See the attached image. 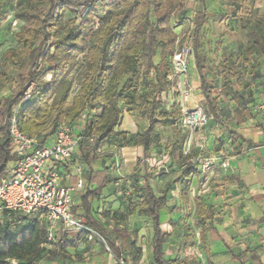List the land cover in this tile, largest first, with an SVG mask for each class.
Segmentation results:
<instances>
[{
    "label": "trees",
    "instance_id": "1",
    "mask_svg": "<svg viewBox=\"0 0 264 264\" xmlns=\"http://www.w3.org/2000/svg\"><path fill=\"white\" fill-rule=\"evenodd\" d=\"M213 1L200 0L201 8L190 17L183 6L173 10L174 0H23L15 12L24 21L16 33L18 46L9 50L0 64V83L12 87L0 97V177L14 160L10 136L13 115L24 133L44 142L54 136L61 123H72L85 113L76 158L86 182L79 210L89 230L73 239L61 233L48 242L47 223L40 212L26 218L5 210L0 214V264H13V260L17 264L71 261L69 249L77 251L82 243L91 241L111 253L116 264H141L144 249L138 242V230L130 226L135 214L150 221L154 264H201L195 253L191 259L168 257L169 233L162 228V209L176 186L193 206L194 221L184 224L185 251H193L198 242H204V232L216 215L215 207L202 196L196 194L191 199L193 179L200 174L199 160L194 149L186 152L188 133L181 126L182 106L173 103L167 107L164 102V94L175 92L171 60L182 34L178 26L190 17L193 59L204 107L212 121L226 125L232 138L237 132L228 126L221 96L229 95L249 109L255 100L254 84L243 75L240 64L250 63L255 70L258 59L264 57V16L250 10L238 20L247 36L246 46L236 57L224 55L218 65L221 89L215 91L208 78L213 66L204 38V29L216 18L209 9ZM67 13L74 17L65 21ZM253 54L255 64L251 63ZM14 64L17 68L10 79ZM29 88L31 96L25 100ZM125 114L142 117L146 127L136 132L122 129ZM159 126L171 129L172 137L166 144ZM163 146L171 166L177 165L176 177L166 189H156L157 177L165 172L151 164V157L154 148ZM126 147L143 149L129 175L138 200L104 211L102 221L94 215L92 203L100 200L118 177L111 175L108 167L97 170L95 164L104 157L118 168L115 157Z\"/></svg>",
    "mask_w": 264,
    "mask_h": 264
},
{
    "label": "crops",
    "instance_id": "2",
    "mask_svg": "<svg viewBox=\"0 0 264 264\" xmlns=\"http://www.w3.org/2000/svg\"><path fill=\"white\" fill-rule=\"evenodd\" d=\"M231 29H234L232 34L230 33ZM240 33L241 30L236 28L204 29L206 48L208 50L213 49L212 53H208L213 66V70L208 75L210 81L212 78H216L217 82L220 81L218 65L224 55L233 54L232 49L235 47L239 55L245 48L247 37L243 42ZM236 36L241 39L237 40ZM233 56L236 57L237 55L233 54ZM255 56L256 54L250 56L251 63H256ZM263 59L264 57L258 59L259 66L256 68L257 70H254L250 63L240 64L239 69L243 75L251 79L254 84L255 100L249 104V109L241 107L229 95L221 96V108L228 120V126L237 132V136L235 138L230 137L226 125L212 121L200 130V136H197L193 144V149L197 155L198 140L203 136L205 143L203 153L215 158L214 164L208 173L207 183H209V186L203 190L207 191L202 194V190L197 192L196 189L195 191L196 194L202 196L208 204L213 205L216 209L212 226L204 232V242L200 244L207 260L206 263L200 259L201 264H264V116L258 115L257 110L254 108V105L264 98V73L261 69L264 65ZM191 62H194L193 57L190 60ZM190 76L189 74L191 93L186 100L181 97L182 103L188 107H193L198 103L204 106V95L200 89V78L195 64L192 69V79ZM212 85L215 91H220V82L218 86L214 83ZM121 128L136 132L138 126L134 116L125 114ZM142 155L143 149L141 147H126L119 150L115 159L119 161L120 166L118 168L132 173L138 158ZM224 162L228 163L227 167L223 166ZM200 163L199 160V167ZM198 176H196L197 182L201 181L200 183H202L204 179L201 176V168ZM92 185L96 187L97 183L93 182ZM108 187L103 191V195L98 201H103L102 198L105 192L108 191ZM81 195L82 193H79L75 196V208H78L77 213L85 222L84 217L81 215L82 211L79 210L82 207ZM195 195L192 196L191 188V199ZM96 201L94 200L92 203L93 213L104 221L105 218L101 215L109 208L104 210L101 203L96 206ZM61 233L69 239L78 236L66 234L62 227L57 235ZM94 242L82 243L77 251L69 249L73 254L71 261L47 263L96 264V261L92 263L85 262L86 248ZM84 247L86 248L84 249ZM95 248L96 255L102 254L110 257L107 264H116L113 255L104 251L98 242H95ZM148 254L149 256H147L144 249L141 264H154L152 262L151 245Z\"/></svg>",
    "mask_w": 264,
    "mask_h": 264
},
{
    "label": "built area",
    "instance_id": "3",
    "mask_svg": "<svg viewBox=\"0 0 264 264\" xmlns=\"http://www.w3.org/2000/svg\"><path fill=\"white\" fill-rule=\"evenodd\" d=\"M193 26L186 36L180 38L172 56L174 90L185 100L191 93L189 65L193 57ZM51 78V75H47ZM31 96V88L25 100ZM254 108L264 116V99ZM86 114L82 113L72 123H61L53 137L42 142L39 137L24 133L16 115L11 117V154L14 160L6 166L0 177V214L11 210L20 217L28 218L38 211L47 223V240L53 242L62 227L68 235H79L89 230L83 219L75 212V196L86 188L83 166L76 158L79 133ZM213 120L203 104L182 107L181 126L188 133L186 152L193 146L200 130ZM200 151L205 149L204 138L198 140ZM123 149V148H122ZM202 161L201 172L214 164L215 158L197 157ZM117 166L119 167V161ZM228 166L227 162L223 163ZM13 264H17L13 260Z\"/></svg>",
    "mask_w": 264,
    "mask_h": 264
},
{
    "label": "rangeland",
    "instance_id": "4",
    "mask_svg": "<svg viewBox=\"0 0 264 264\" xmlns=\"http://www.w3.org/2000/svg\"><path fill=\"white\" fill-rule=\"evenodd\" d=\"M22 2L23 0H0V64L5 59L7 52L11 49H15L18 46L16 40V33L21 29L24 21L18 18L15 12L21 6ZM180 6H183L189 10L190 17L195 9L201 8L200 0H174L173 10L177 11ZM209 9L212 14L216 15V18L215 20H212L208 28H236L237 30L238 29L241 30L242 27L238 22L239 16L244 15L246 12L254 9L258 11L259 15L264 16V0H215V2L213 1L211 4H209ZM73 17H74L73 14L67 13L65 16V21H68ZM190 17L181 21L182 26H178V30L180 29L182 30L181 37L186 36L190 30V27L192 25ZM231 21L232 22L235 21L234 25H228ZM232 32L233 30L230 33L232 34ZM240 34L242 35L241 38H243V42H244L247 36L246 34H244V32H242V30ZM236 38L237 40L241 39L240 37L237 36ZM209 52L212 53L213 49H211ZM232 53L234 55H238V50H236V47L232 49ZM193 67H194V62H191L189 65V74L191 76H192ZM16 68H17V64L12 65L8 74V78L11 79L13 77ZM261 69L262 72L264 73V65H262ZM211 82L217 84V86L219 84L216 78H212ZM11 88L12 87L9 83H6L4 81L1 82L0 97L7 95L10 92ZM163 97H164L165 106L167 107H169L173 103H178L182 107L186 106L183 105L181 96L177 92H170L164 94ZM256 112L258 113V115L263 116V114L260 111H256ZM133 116L138 126L137 130L144 129L147 125V121L142 117L135 115ZM159 130L163 133L162 142L166 144L167 140L172 137L171 129L169 127L159 126ZM183 130L185 131V129ZM197 148H198L197 157L199 156V154L203 158L210 157L205 155L203 151H200L199 146H197ZM192 149L193 146L189 148V150ZM111 163L112 162L110 159L103 157L100 158L95 165L97 170H103L104 168L108 167L109 173L113 176L118 177V180L112 183L108 187V191L105 192V195L102 198L103 201L102 202L98 200L96 201L95 205L99 206L101 203L103 205L104 210H106L107 208H109V210L124 208L128 205L130 199H132L133 201L138 200L137 196H135L133 192L134 186L132 184V180L129 177L130 173L124 170L122 171L120 168L113 167ZM151 164L156 166L159 170L165 172L163 176L157 177L154 184L155 188L157 189L161 186L163 189H166L169 182H171L176 177V173L174 172V170L177 168V165L171 166L172 164L165 153L164 146L156 147L153 149ZM201 164L202 161L200 163V168H202ZM211 168L212 166H210L206 170L205 174L201 172V176L204 179L202 183H200L201 181L197 182L196 177L193 179V183L191 187L192 196L196 194L195 192L196 189L197 192L198 190H202L201 194L207 191V190L206 191L203 190L207 189L209 186V183H207L208 181L207 178L209 177L208 173ZM101 216H104V214H102ZM193 221H194L193 206H191V204H189L181 196L180 190L178 186H176L169 193L167 207L162 209V228L164 231L169 233L168 242L166 244L167 256L174 258L182 257V258L191 259L192 254L195 253L199 257V259L207 263L205 255L203 254L204 252L202 246L200 245L199 242L197 243V247L193 251H185L183 249L184 233H185L184 224L193 223ZM130 226L131 228H136L138 230L139 242L145 249L147 256H149L148 252L150 250L151 235H150V221L148 217L142 214H135L130 218ZM197 231H199V229H197ZM85 248L86 247H84V249ZM95 250H96L95 242L92 243L91 246L86 248L85 262L92 263L96 261V264H107L110 257H108L107 255L104 256L102 254L98 256L96 255L97 251ZM109 256H111V254H109ZM40 264H48V263L41 262Z\"/></svg>",
    "mask_w": 264,
    "mask_h": 264
}]
</instances>
